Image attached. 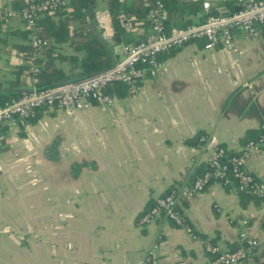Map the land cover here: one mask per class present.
<instances>
[{"label":"crops","instance_id":"crops-1","mask_svg":"<svg viewBox=\"0 0 264 264\" xmlns=\"http://www.w3.org/2000/svg\"><path fill=\"white\" fill-rule=\"evenodd\" d=\"M13 1L0 5L12 8ZM207 1L219 13L230 0ZM102 9L106 0H94L98 33L95 14ZM203 14L202 7L188 17ZM7 23L0 30L9 34L0 40V90L23 63L13 46L23 42L13 33L22 21L14 14ZM125 27L135 39L149 30ZM87 30L72 22V33ZM122 45L110 47L115 60ZM234 46L235 52L187 42L159 53L161 67L135 93L111 92L110 105L73 115L44 108L36 122L0 126V264H148L147 256L156 264L207 262L200 237L162 215L148 223L141 216L170 188H188L215 146L238 153L246 132L264 122V24L255 36L235 31ZM56 53L81 56L67 43ZM55 64L71 72L67 59ZM21 78L26 89L30 79ZM201 135L205 141L187 143ZM242 163L264 194V150H249ZM177 207L196 233L223 249L239 246L241 231L264 239V201L242 206L217 181L179 196ZM234 264H264V246Z\"/></svg>","mask_w":264,"mask_h":264},{"label":"built area","instance_id":"built-area-1","mask_svg":"<svg viewBox=\"0 0 264 264\" xmlns=\"http://www.w3.org/2000/svg\"><path fill=\"white\" fill-rule=\"evenodd\" d=\"M68 0H42L29 2L22 7L18 14L25 29L30 31V43L34 56L39 55L44 43L34 33L35 12H51L53 9L64 6ZM240 9L227 15L212 13L210 3L204 0L202 7L206 17L196 23L166 29L163 23L162 3L155 0V6L149 14L150 26L144 37L134 43L122 45L121 57L115 60L110 67L91 75L46 88H36L32 79L27 84L26 91L16 98H11L0 105V126L15 122L18 118L31 115L36 108H59L69 115L92 105L106 106L113 102V95L107 88L114 83L125 84L129 94L138 90L140 81L147 75H153L161 67L157 55L161 52L179 47L187 42L202 40L206 47H222L229 51H236L234 33L241 31L245 36H255L264 24V0H240ZM15 11L0 5V14L6 24ZM121 20L124 17L120 16ZM99 36L103 41H111L113 30L110 16L106 9L95 14ZM32 72L37 68L32 67ZM205 141V136H199ZM249 150H264V122L259 127L257 140H248L239 154L226 156L225 149L215 146L213 155L208 161L209 170L196 176L188 188L179 192L176 187L171 188L162 196L155 199L154 204L141 216V222L148 223L154 218L164 216L174 225L184 228L193 235L192 227L186 222L183 214L177 207L179 196H185L189 191L203 190L211 180L222 185L229 182L227 173L238 179L239 188H243L253 179L252 175L243 168L242 159ZM263 194L261 188L256 189ZM243 224L246 220L242 221ZM194 236V235H193ZM240 245L233 249H223L218 244L203 240V247L210 257L204 264H234L245 260L259 247L264 246V239L253 238L245 231L239 233ZM148 264H156L151 256L145 259Z\"/></svg>","mask_w":264,"mask_h":264},{"label":"trees","instance_id":"trees-1","mask_svg":"<svg viewBox=\"0 0 264 264\" xmlns=\"http://www.w3.org/2000/svg\"><path fill=\"white\" fill-rule=\"evenodd\" d=\"M40 2L42 0H15L13 1V9L19 18L18 11L27 6L29 2ZM162 3L163 9V23L166 29H170L174 26L184 27L198 21H201L205 14L202 15L201 20H192L191 15H195L198 12H202L203 0H159ZM240 0H230L221 3L225 5L231 12L240 9ZM155 6V0H106V10L109 13L111 26L113 30L111 41L106 43V46L102 44V40L99 33H95L89 26V13L94 14V0L91 2V6L88 5V0H68L64 6H59L53 9L51 12L40 11L35 12V28L34 33L42 40V48L39 55L34 56V51L30 43V31L25 29L24 26L21 29L13 31L22 37L23 42L19 44H13L17 49L21 50L23 63L16 66L13 70L14 77L7 82V88L25 89V84L22 80V76H26L32 79V84L36 88H46L53 85L62 84L75 79H79L95 72L101 71L111 66L115 61V57L111 54L110 47L117 46L119 44H134L140 41L142 38H131L129 32H127L125 25L132 23H141L144 27L150 26L149 14ZM8 7V6H5ZM10 8V7H9ZM211 12L218 13L215 8H211ZM177 14L176 16H174ZM124 17L121 20L120 16ZM181 20L176 21V17H183ZM13 17V16H12ZM21 20V18H20ZM22 21V20H21ZM3 18L0 14V30ZM72 22H78L81 25L87 26V32L75 34L71 31ZM8 23H6L7 25ZM23 24V23H22ZM8 28V26H6ZM6 32V31H4ZM0 31V40L5 41L9 36L8 32L4 33ZM203 45L205 44L204 41ZM75 52H80L81 56L76 55H64L57 54L53 56L52 52L57 50L58 45L66 44ZM158 56V55H157ZM158 58V57H157ZM55 59H67L71 64V72L66 73L61 67L55 64ZM36 67L37 71L32 72L30 69ZM116 92L117 95H125L128 89L125 84L114 83L107 88V92ZM25 91H3L0 92V105L4 104L11 98H16L22 95ZM36 108L34 112L26 117L18 118L15 122H18L19 126L24 123L36 122L43 109ZM259 134L258 131H247L243 136L242 141L257 140ZM199 137L195 136L187 140L188 144L198 143ZM220 146V145H219ZM223 147V146H221ZM226 156L223 158L225 161L228 156L239 154V152L228 151L225 147ZM209 170L208 162L202 166L195 174H202ZM252 175V174H251ZM229 182L224 185L227 189L233 190L242 206L249 201L258 203L264 201V194H258L256 189L260 186L259 180L254 177L251 182L247 183L243 188H239L237 177L230 172L227 173ZM193 181V180H192ZM210 182H213L211 180ZM171 189V188H170ZM169 189V190H170ZM168 190V191H169ZM192 233L196 237H200L202 240L206 238L200 236L192 228ZM213 242L212 240H208ZM214 243V242H213ZM237 247V246H236Z\"/></svg>","mask_w":264,"mask_h":264},{"label":"water","instance_id":"water-1","mask_svg":"<svg viewBox=\"0 0 264 264\" xmlns=\"http://www.w3.org/2000/svg\"><path fill=\"white\" fill-rule=\"evenodd\" d=\"M91 2H92V0H88V5H89V7L91 6ZM238 10H239V9H238ZM234 12H235V11H234ZM229 13H231L230 10H228V9L225 8V7H220V9H219V14H221V15H227V14H229ZM89 18H90V21H91L92 28H93L94 32L97 33L96 30H95V27H94V25H93V22H92V14H91V13H89ZM101 40H102V39H101ZM106 43H107L106 41H103V40H102V44H103V45L106 46ZM3 91L18 92V91H26V89L5 88V89H1V90H0V92H3Z\"/></svg>","mask_w":264,"mask_h":264}]
</instances>
